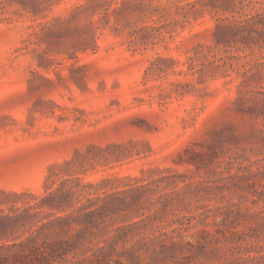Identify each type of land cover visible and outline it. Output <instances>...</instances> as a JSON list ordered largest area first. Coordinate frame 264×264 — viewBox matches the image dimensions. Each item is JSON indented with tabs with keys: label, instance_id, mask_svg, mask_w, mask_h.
<instances>
[{
	"label": "rangeland",
	"instance_id": "1",
	"mask_svg": "<svg viewBox=\"0 0 264 264\" xmlns=\"http://www.w3.org/2000/svg\"><path fill=\"white\" fill-rule=\"evenodd\" d=\"M84 1L61 0L47 19ZM17 6L0 4V255L22 256L55 239L77 238L72 227L55 218L59 212L36 206L30 196L44 194L48 175L78 177L82 184L117 178L118 188L135 177L163 176L162 186H178L186 198L126 228L142 212H151V201L161 204V196L148 192L125 211L99 215L87 226L84 242L104 244L114 236L116 250L123 251L141 234L174 228L173 219L183 226L189 219L195 222L189 208L224 206L243 211L227 224L234 222L254 241L246 247L249 258L234 264H264V194L249 191L258 178V190H264V177H250L236 161L228 163L237 158L264 170V49L258 47L263 41L214 48L212 30L222 12L202 4L191 9L193 14L174 6L138 12L129 5L117 15L118 22L112 12L109 21L95 14L86 43L73 30L85 27L84 16L65 22L68 29H40L37 22L44 19ZM127 21L158 27L164 41L154 30L141 38L145 43L129 45ZM35 30L37 35H31ZM194 49L200 52L197 71L186 64ZM203 54L222 58L203 65ZM189 146L206 153L198 168L177 163ZM235 173L243 175L242 188L219 191L218 186H230ZM248 208L251 215L245 214ZM208 216L205 221L212 223ZM105 258L108 264H166L149 251ZM181 261L221 264L223 259L208 252Z\"/></svg>",
	"mask_w": 264,
	"mask_h": 264
},
{
	"label": "trees",
	"instance_id": "2",
	"mask_svg": "<svg viewBox=\"0 0 264 264\" xmlns=\"http://www.w3.org/2000/svg\"><path fill=\"white\" fill-rule=\"evenodd\" d=\"M9 3L10 5H18L17 10H23L31 14L34 19L41 17L44 21L37 22L40 29L53 30V27L64 25L72 19L84 16L86 23L82 29L78 25H74L73 30L79 34V40L86 43L89 39L88 29L90 25L95 23L93 16L98 14L103 21H109L110 12L116 15L115 21L118 22V16L127 6H132L134 11L148 13H158L165 11L171 6L179 9H187V11L195 8L197 4L208 5L215 11H221L222 15L218 16L212 30L213 47H220L230 44V42H240L244 46L250 47L255 45L258 39L264 43V0H133L132 3L126 0H85L82 3L73 5L63 16H56L47 19V12L58 5L61 0H0V4ZM192 14L194 10L190 11ZM185 16V15H184ZM120 22V21H119ZM122 23V22H121ZM130 27L128 30L127 41L129 45L136 46L145 43L141 40L143 36L149 35L154 30L158 31L160 41H164L165 36L158 27L137 26L134 22L127 21L125 24ZM121 24L122 27H125ZM64 28L68 29L65 25ZM119 30V29H118ZM31 35H37L36 30ZM151 44L155 42L151 41ZM199 45L198 47H202ZM209 50V46L207 45ZM263 48L264 46H258ZM202 52V49H201ZM199 51L194 49L193 55L188 56L186 64L193 71L196 63H199ZM208 53V52H207ZM205 63L213 64L221 56L203 54ZM247 70L243 71L244 76ZM212 151L213 148H211ZM206 153L192 146L187 147L183 154H179L178 164L189 163L196 168L200 162L207 159ZM236 161L238 168L242 167L246 170L250 177L259 175L264 177V170L258 166L252 168L251 164L243 165L242 160L237 158L230 159L229 164L232 165ZM71 160H66L68 164ZM243 175L238 173L231 174L230 186L225 183L218 186L219 191H235L241 187L238 180ZM163 176L142 180L135 177V182H129L124 187L118 188L114 184L117 178L102 179L96 183L82 184L78 177H60L59 179L51 178L48 175L45 178L44 194H30L31 198L36 200L35 205L39 207L47 206L50 212L57 211L59 216L55 217L59 222L72 227L75 230L77 238H59L45 244L42 248H32L24 255L13 254L6 258L0 255V264H48L47 262H65L63 264H108L106 258L111 253L128 254L135 257L139 251H149L152 256L160 257L161 261L166 264H181V259L196 254L220 253L223 262L221 264H234L235 259L245 260L249 258L251 250L246 248L248 245L254 244L250 238L252 235L246 234L244 231L236 229L234 223L236 219L243 214L241 209L234 210L224 206H206L203 210L189 208L190 219L183 226L182 222L173 219V223L177 225L168 230L153 233L152 236L141 234V236L133 240L129 246H123V251H117L116 245L118 241L112 236L109 242H84L85 232L89 224H94L99 215H103L109 211H125L129 202L137 203L146 193H155L163 199L160 205L158 200L151 201L152 210L148 214L141 213L142 218L127 224L126 228H132L138 222L148 221L152 213H158L166 210L168 205H176L180 196L186 198L180 191V187L162 186ZM252 189L250 188L251 186ZM249 191L251 194L259 196L264 194V190H258L257 186H262L260 178L250 183ZM169 187V188H167ZM129 195L130 199L127 198ZM190 204V202H188ZM263 211V210H262ZM245 214L251 215L249 208L245 210ZM212 214L213 222H206L205 217ZM188 216V215H187ZM232 218L234 222L227 224V220ZM208 226H216L214 229ZM192 229H195L192 231ZM24 244V243H23ZM110 245V249L107 247ZM22 247L23 245L20 244ZM72 256V258L69 257ZM122 257V256H120ZM135 264H140L135 262Z\"/></svg>",
	"mask_w": 264,
	"mask_h": 264
}]
</instances>
